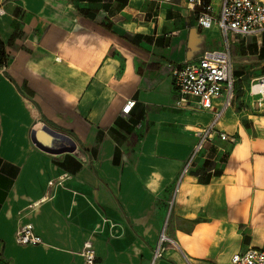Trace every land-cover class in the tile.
Listing matches in <instances>:
<instances>
[{
    "label": "crops",
    "instance_id": "crops-1",
    "mask_svg": "<svg viewBox=\"0 0 264 264\" xmlns=\"http://www.w3.org/2000/svg\"><path fill=\"white\" fill-rule=\"evenodd\" d=\"M185 1L0 0V264H85L86 241L95 264H150L163 228L154 264L264 249V105L249 92L264 74L238 85L234 52L249 38L262 56L264 34L231 48L215 129L234 142L214 135L181 175L213 113L179 102L171 71L221 41ZM24 224L40 244L16 243Z\"/></svg>",
    "mask_w": 264,
    "mask_h": 264
},
{
    "label": "built area",
    "instance_id": "built-area-1",
    "mask_svg": "<svg viewBox=\"0 0 264 264\" xmlns=\"http://www.w3.org/2000/svg\"><path fill=\"white\" fill-rule=\"evenodd\" d=\"M146 1L157 4L171 2V0ZM185 5L196 13L197 26L200 29L216 27L221 41L204 49L197 58L181 62L171 71L172 86L178 94V101L188 103L189 99L193 98L196 108L213 113L211 121L196 131V142L182 167L181 175L189 171L194 159L206 143L212 141L214 135L220 140L234 142L233 137L215 129L216 122L222 113L232 106L235 97L231 48L238 37L264 34V0H220L216 13L211 7L210 0H186ZM249 92L257 97L259 105H264V76L250 85ZM133 104L134 100L128 99L121 108V113L127 114ZM57 183L60 185L61 181L58 180ZM14 239L21 245H36L42 242L31 224L21 225L15 231ZM167 242L169 239L163 228L150 264H154L163 256ZM80 255L85 264H95V251L89 241L83 244ZM230 263L264 264V249L249 248L244 252L235 253L231 256Z\"/></svg>",
    "mask_w": 264,
    "mask_h": 264
},
{
    "label": "rangeland",
    "instance_id": "rangeland-1",
    "mask_svg": "<svg viewBox=\"0 0 264 264\" xmlns=\"http://www.w3.org/2000/svg\"><path fill=\"white\" fill-rule=\"evenodd\" d=\"M217 1L218 0H211V7L215 13L218 10ZM253 43L254 41H250L248 38L245 52H241L240 49L237 50L236 48L234 50V52L236 51L237 55H241L242 53L247 55L246 59L243 58V62L237 64V67H243L241 70H239L240 72L242 71V78L239 80L238 85H250L253 79L264 74V53L262 56H255V52H253L251 48Z\"/></svg>",
    "mask_w": 264,
    "mask_h": 264
},
{
    "label": "trees",
    "instance_id": "trees-1",
    "mask_svg": "<svg viewBox=\"0 0 264 264\" xmlns=\"http://www.w3.org/2000/svg\"><path fill=\"white\" fill-rule=\"evenodd\" d=\"M6 61H7V56L5 55L4 44L0 38V67L5 65Z\"/></svg>",
    "mask_w": 264,
    "mask_h": 264
}]
</instances>
